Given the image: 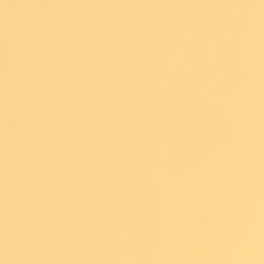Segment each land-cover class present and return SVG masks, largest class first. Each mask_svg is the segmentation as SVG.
I'll return each instance as SVG.
<instances>
[{
    "label": "water",
    "instance_id": "1",
    "mask_svg": "<svg viewBox=\"0 0 264 264\" xmlns=\"http://www.w3.org/2000/svg\"><path fill=\"white\" fill-rule=\"evenodd\" d=\"M258 5L259 0H0V255H4L3 233L7 224L12 246L7 258L15 264H153L160 261H176V264H260L264 261V226H262V99H264V35H262L261 9L197 8V7H47V5H187V4H234ZM239 12L242 18L251 17L255 22L250 50L242 61L243 71L236 70L225 58L220 64L203 69L204 84H212L203 100L195 89L191 98L184 97L185 113L188 104L201 109L196 129L190 135L181 123L170 148L171 169L153 159L148 172L156 168L168 171L167 180L161 175L152 188L143 192L142 199L152 200V207L160 201L161 192L170 193L163 201L160 223L149 224L132 221L124 230H113L111 244L102 247L104 233L98 227L85 229L82 236L79 227L65 224L61 230L36 227L28 216L32 207L29 186L35 182L25 162L24 132L30 125L25 108L26 60L35 54L37 42L45 35L52 38L59 31L73 24H85L93 31L98 28L116 31L122 26L129 28L152 24L191 26L197 36L212 22L222 24ZM201 69L193 74L197 81ZM222 79L216 81V75ZM9 87L8 126V209L4 215L3 162L5 156L3 92L5 77ZM242 119L238 141L226 147L232 138L236 113L229 112L225 97L240 83L245 82ZM181 95L180 91L177 92ZM30 95V94H29ZM236 112H239L237 108ZM202 117V118H201ZM221 126H223L221 128ZM207 127L212 134L221 129V139L204 136ZM152 131H155L153 128ZM150 134V133H149ZM181 157H177V140ZM199 139L197 148L195 141ZM207 141V143H205ZM241 144L239 153L234 148ZM192 145V147H189ZM187 148V153L184 149ZM145 149L138 145L137 154ZM153 158L156 153L153 152ZM179 159V164L177 160ZM127 173L117 191H123V207H127L128 194L138 191L128 184V178L137 175L136 161L129 156ZM232 169L231 174L226 169ZM184 169H187L185 171ZM243 173L241 178L240 173ZM119 174V173H118ZM145 179L147 173L141 169ZM92 181L95 176L90 177ZM242 185V187H241ZM239 189V190H237ZM203 208L200 219L198 210ZM171 208V214L168 209ZM215 208L211 222L208 213ZM188 209H191L189 212ZM153 214V213H152ZM127 215L126 212L123 213ZM159 220V217L156 218ZM79 225V223H77ZM167 225V227H166ZM133 237H135L133 239Z\"/></svg>",
    "mask_w": 264,
    "mask_h": 264
},
{
    "label": "clouds",
    "instance_id": "2",
    "mask_svg": "<svg viewBox=\"0 0 264 264\" xmlns=\"http://www.w3.org/2000/svg\"><path fill=\"white\" fill-rule=\"evenodd\" d=\"M254 27L251 17L242 18L235 12L222 24L212 22L202 36H197L188 25L154 27L149 23L135 28L124 25L116 31L101 28L93 31L81 23L38 41L25 69L28 95L25 111L30 125L24 132V148L30 178L35 182L34 188L29 186L32 207L28 210L34 225L44 230L51 226L59 231L71 221L83 236L87 226L77 225L75 218L86 213L104 233L102 247L110 246L113 230H124L127 236L131 222L123 215L124 189L118 192L117 187L127 173L129 156L136 161L138 172L128 178V184L138 194L152 188L161 175L167 180L168 171L161 168L148 172L153 159L170 170V148L177 127L182 123L184 131L191 135L199 118L196 112L185 113V107L173 103L172 98L178 91L191 98L195 89L203 85L200 92L203 100L215 83L204 84L203 69L218 65L225 58L239 76L243 71L242 61L250 50ZM198 68L202 74L193 81ZM220 79L221 75L217 74L216 81ZM246 87V81L242 82L225 97L228 111L236 113L231 121L233 136H238L244 126ZM163 105H168V115L161 121ZM8 107L6 76L3 92L6 221L9 217ZM206 107V103L202 105ZM138 145L145 149L139 154ZM141 169L147 173V179L139 175ZM92 176L96 177L95 181L90 179ZM169 194L161 192L160 201H155L156 223L166 219L163 201ZM168 211L171 214V208ZM2 239L5 247L0 264H15L7 258L13 244L7 224ZM166 264L176 261L169 260Z\"/></svg>",
    "mask_w": 264,
    "mask_h": 264
},
{
    "label": "snow or ice",
    "instance_id": "3",
    "mask_svg": "<svg viewBox=\"0 0 264 264\" xmlns=\"http://www.w3.org/2000/svg\"><path fill=\"white\" fill-rule=\"evenodd\" d=\"M259 7L261 9V15H262V35H264V0H260L258 5L254 4H248V3H234V4H187V5H47V7H197V8H240V9H248V8H253V7ZM173 103H177L180 105H183L184 107L185 102H184V97L182 95H179L178 93L172 98ZM189 108V111H193L199 114V112L203 111V108L201 109H196L195 104H192L189 102L187 105ZM262 110H264V99H262ZM168 115V105H163L160 110V120L163 121L167 118ZM202 118V117H201ZM223 126H221L222 128ZM204 136H213V140H220L221 139V129H217L216 133L213 135L212 134V128L207 127ZM238 136H232V138L228 141L226 144V147L232 145V142L238 141ZM180 143L182 141L177 140V144L175 145L176 147V153L177 157H181L182 153L180 151ZM207 143V141H205ZM200 144L199 139L195 141V146L198 148ZM189 147H192V145H189ZM242 147L241 144H238L234 150L239 153V148ZM188 149H184V153H187ZM179 159L177 160V163L179 164ZM187 171V169H184ZM227 174H231L232 169H226L225 170ZM241 178L243 177V173H240ZM242 187V185H241ZM239 190V189H237ZM143 194H138L134 196L132 193L128 194V200H127V207L123 209V213L126 212L127 215L125 216L127 219H129L130 222L135 221L137 224H149L150 221H152L153 218V211L154 208L152 205H149L148 203H145V201L142 199ZM261 199H262V204H261V210H262V226H264V121H262V185H261ZM190 212L191 209H188ZM216 209L213 208L210 213H208V221L211 222L213 215L215 214ZM203 212V208L198 210V215H197V220L200 219V213ZM71 224V221L69 222ZM75 223L79 224H84L85 226L92 227L95 224L94 219L87 215L86 213H80L76 216L75 218ZM29 264V262H28ZM129 264H132V262H129Z\"/></svg>",
    "mask_w": 264,
    "mask_h": 264
}]
</instances>
